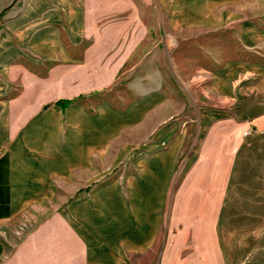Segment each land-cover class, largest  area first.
Here are the masks:
<instances>
[{"label": "crops", "instance_id": "crops-1", "mask_svg": "<svg viewBox=\"0 0 264 264\" xmlns=\"http://www.w3.org/2000/svg\"><path fill=\"white\" fill-rule=\"evenodd\" d=\"M252 1L157 0L172 29L238 27L249 56L213 75L206 137L181 178L187 135L171 139L173 101L151 92L118 118L122 142L133 123L138 140L116 157L137 146L125 188L80 197L116 132L108 121L96 137L116 113L93 118L85 99L127 62L128 42L104 22L127 16V0H0V264H264V25L240 19ZM47 202L57 212L18 242L22 214Z\"/></svg>", "mask_w": 264, "mask_h": 264}, {"label": "rangeland", "instance_id": "rangeland-1", "mask_svg": "<svg viewBox=\"0 0 264 264\" xmlns=\"http://www.w3.org/2000/svg\"><path fill=\"white\" fill-rule=\"evenodd\" d=\"M214 4L218 5L219 2L216 1ZM126 5L127 16L109 17L104 19V22L112 25L111 34L114 37L128 42L127 62L113 86L93 96L87 95L85 99H90L88 102L90 104L86 105L85 109L93 118L99 116L100 110L110 109L116 113L112 117H107L108 119L106 113L99 116L104 117L103 120L106 118L107 121L96 125V137L103 138L109 134L108 121L113 122L111 127L113 126L116 132L112 134L105 151H96L93 158L96 174L94 182L85 187L90 188L89 191L85 189L79 193L80 197L114 183L125 188L129 168L136 163L134 159L138 151L137 146L133 144L131 153L119 162L116 157L120 158L119 150L123 148L125 141L129 146L138 140L135 137L136 123H133L122 129L124 136H127L123 141L125 143L122 142L120 130L117 128L118 118L127 119L132 114L135 104L151 92L159 94L160 101H163V97L165 100L173 101L174 107H171L172 113L170 112L172 116L166 125H174V132L169 135L171 139L183 133L187 135L188 145L177 165L176 179L181 178L187 163L190 162L189 159L194 156L199 144L206 137L202 118L206 111H212L213 103L209 96L213 89V75L227 63L244 62L249 56L243 46L238 27L193 30L181 26L172 29L169 26L168 9L157 0H127ZM137 8L143 9L142 17H135ZM247 8L243 11L245 16L240 18L243 20L241 23H256L263 26L264 0H254ZM140 19L143 21V31L140 29L135 31L136 25H140ZM208 122L207 125L211 126L210 119ZM168 146L167 142L160 145L162 149ZM57 210L55 203L47 202L33 205L24 212L21 221L13 229L18 242L23 241L37 229L40 219L55 214Z\"/></svg>", "mask_w": 264, "mask_h": 264}, {"label": "built area", "instance_id": "built-area-1", "mask_svg": "<svg viewBox=\"0 0 264 264\" xmlns=\"http://www.w3.org/2000/svg\"><path fill=\"white\" fill-rule=\"evenodd\" d=\"M253 133V130H251V129H249V130H247L246 132H245V136H248V135H250V134H252Z\"/></svg>", "mask_w": 264, "mask_h": 264}, {"label": "trees", "instance_id": "trees-1", "mask_svg": "<svg viewBox=\"0 0 264 264\" xmlns=\"http://www.w3.org/2000/svg\"><path fill=\"white\" fill-rule=\"evenodd\" d=\"M71 102L70 101H68V102H61V104H63L64 106H67V105H69Z\"/></svg>", "mask_w": 264, "mask_h": 264}]
</instances>
